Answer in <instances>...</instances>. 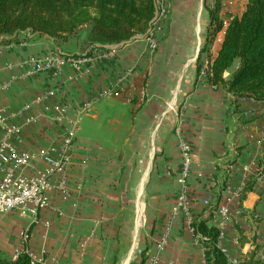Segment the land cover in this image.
<instances>
[{
  "label": "crops",
  "instance_id": "crops-1",
  "mask_svg": "<svg viewBox=\"0 0 264 264\" xmlns=\"http://www.w3.org/2000/svg\"><path fill=\"white\" fill-rule=\"evenodd\" d=\"M162 3L168 13L155 30L154 50L135 36L107 43L115 48L108 58L64 65L55 75L23 76L25 58H41L52 49L70 56L86 52L90 25L62 43L26 30L19 42L0 44V139L17 126L5 146L32 156L18 173H42L47 164L40 153L55 158L67 130L75 129L65 185L55 187L59 175L51 176L47 205L35 219L0 214V252L7 257L24 250L42 264H146L166 232L156 264H203L201 236L183 213L173 212L183 162L180 139L191 158V220L208 216L202 199L227 169L207 224L219 229L218 244L230 261L253 248L258 258L264 256V171L257 176L259 163L264 165V101H235L209 82L204 61L216 54L221 38L201 51L207 0H155V7ZM120 77L124 92L98 97ZM88 99L90 108L80 111ZM55 105L64 107L60 123L53 119ZM137 226H143L139 233Z\"/></svg>",
  "mask_w": 264,
  "mask_h": 264
},
{
  "label": "trees",
  "instance_id": "trees-1",
  "mask_svg": "<svg viewBox=\"0 0 264 264\" xmlns=\"http://www.w3.org/2000/svg\"><path fill=\"white\" fill-rule=\"evenodd\" d=\"M221 5L222 0H214L207 6L209 21L201 51L209 49L222 33L219 48L207 64L208 80L230 92L235 101L240 98L264 101V0H246L242 12L232 15L226 25ZM154 11L155 0H0V44L19 42L17 36L26 30L62 43L85 24L90 25L86 42L91 46L120 43L143 34ZM229 68L233 70L225 78L223 74ZM263 171L264 165L259 163L257 176ZM227 176L228 170L223 169L217 188L213 189L215 198L205 205L208 216L190 223L194 233L201 236L203 264H264V256L258 258L256 248L235 262L230 261L218 244L219 229L207 224L225 189ZM252 183L253 180L246 189ZM0 264L41 263L23 250L13 258L0 252Z\"/></svg>",
  "mask_w": 264,
  "mask_h": 264
},
{
  "label": "built area",
  "instance_id": "built-area-1",
  "mask_svg": "<svg viewBox=\"0 0 264 264\" xmlns=\"http://www.w3.org/2000/svg\"><path fill=\"white\" fill-rule=\"evenodd\" d=\"M167 13V6L164 3L155 7L154 14L149 21L146 31L141 35H137L142 36L147 41L150 50H154L156 47L154 33L160 23L166 18ZM224 25H226V22H224ZM221 36L222 33L219 34L217 38H221ZM114 52L115 48L107 44L92 45L80 56L65 55L57 49H52L41 58L29 57L23 59L21 63L27 65V71L23 74V76H34L43 71H48L52 75H55L64 65H71L72 67L77 68L78 64L85 60L91 61L94 59L108 58L112 56ZM207 64L208 61H204L205 69H207ZM122 79L123 77L118 78L110 89L102 91L98 94V97L117 95L124 92V88L120 85ZM92 102L93 101L90 99L82 101L80 111H87ZM170 108H172V105H170ZM63 118L64 107L55 105L53 107V119L60 123ZM17 130V126H11L7 129L3 138L0 139V167H5L3 176L0 179V214L27 213L34 220L38 209L47 205L46 191L51 188V176L54 174L59 175V179L55 184V187L62 188L65 185V170L71 156L72 138L74 136L75 129L74 126H72L67 130L55 158L47 155L45 151L40 153L42 159L46 162L47 167L36 177H24L18 173V170L21 167L29 164L32 156L25 151H15L7 149L5 146L6 140L14 137ZM179 148L183 156V162L181 169L176 176V183L178 186L176 203L173 207V212L183 213L184 218L190 225L191 202L189 199L190 190L187 185V179L190 173L191 158L189 156V146L184 139L179 140ZM212 182L213 188L216 186L217 179L213 178ZM214 198L215 194L213 193V189H210L207 197L202 199L203 205H208L214 200ZM220 212L224 213L225 209L221 207ZM21 239L25 244L28 239L27 231L21 232ZM166 242L167 234L164 232L156 242L155 249L149 256L146 264H156L158 255L166 245Z\"/></svg>",
  "mask_w": 264,
  "mask_h": 264
},
{
  "label": "rangeland",
  "instance_id": "rangeland-1",
  "mask_svg": "<svg viewBox=\"0 0 264 264\" xmlns=\"http://www.w3.org/2000/svg\"><path fill=\"white\" fill-rule=\"evenodd\" d=\"M214 0H207L209 6L212 5ZM246 4V0H222V5H221V16L222 18H227V16H232L236 14H240L242 10L244 9ZM83 28L78 30L79 32L82 31ZM77 31V32H78ZM139 223V219L137 221ZM138 227V226H137ZM143 226H139L137 228L138 233L141 231ZM254 236H252L251 239H253Z\"/></svg>",
  "mask_w": 264,
  "mask_h": 264
}]
</instances>
